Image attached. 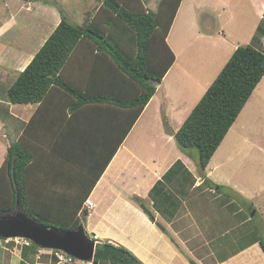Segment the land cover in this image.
<instances>
[{
    "label": "trees",
    "instance_id": "trees-1",
    "mask_svg": "<svg viewBox=\"0 0 264 264\" xmlns=\"http://www.w3.org/2000/svg\"><path fill=\"white\" fill-rule=\"evenodd\" d=\"M181 2L160 0L152 11L144 0H104L83 26L61 18L6 90L10 104L37 108L0 166V215L18 194L43 225L83 228L84 201L176 60L167 37ZM263 77L264 44L238 46L173 135L181 151L197 149L201 172ZM37 251L22 246L24 257ZM93 263L143 264L109 242L96 246Z\"/></svg>",
    "mask_w": 264,
    "mask_h": 264
},
{
    "label": "rangeland",
    "instance_id": "rangeland-1",
    "mask_svg": "<svg viewBox=\"0 0 264 264\" xmlns=\"http://www.w3.org/2000/svg\"><path fill=\"white\" fill-rule=\"evenodd\" d=\"M144 1H147V7L155 11L160 0ZM184 1L187 3L186 0L182 1L167 42L176 56V62L162 80L158 94L155 93L159 98L166 92L168 101L165 104L171 102L173 105L172 114L176 120L171 127L189 115L231 56H228L226 41L230 40V45L237 47L251 45L260 48L264 44V0H196L194 7L188 9ZM27 2L0 0V26L3 25L0 33V166L10 143L19 139L24 129L23 123L33 116L35 110L34 104L16 105L6 100L7 88L20 73V60L23 57L20 53H28L26 60L35 54L60 22H57L60 16L80 24L85 16L88 19L86 23L92 22L96 13L91 9L81 11L89 0ZM214 3L218 6L212 7ZM79 14L84 16L79 17ZM17 54L20 60L13 58ZM189 150L198 153L196 148ZM217 153L219 157L215 156L212 161L218 163L219 170L212 174L211 179L217 182L214 188L218 189L221 201H216L211 207L219 208L226 200L235 203L231 208L245 206L232 188V184H235L238 188H246L248 194H252L250 202L261 210L248 224L251 227L250 236L240 239L234 231L208 248H197L198 255L207 259L205 263L221 260L224 264H238L236 261L239 260V264H264L260 262L262 260H251L249 253L237 255L239 249L245 248L254 239L264 240V77L216 150ZM207 212L212 214V209L209 208ZM229 238L235 244L229 242ZM11 242L6 239V246ZM13 246L19 245L14 243ZM258 248L250 253L254 254ZM51 254V249L38 248L37 258L46 260Z\"/></svg>",
    "mask_w": 264,
    "mask_h": 264
},
{
    "label": "crops",
    "instance_id": "crops-1",
    "mask_svg": "<svg viewBox=\"0 0 264 264\" xmlns=\"http://www.w3.org/2000/svg\"><path fill=\"white\" fill-rule=\"evenodd\" d=\"M25 1L29 3L32 0ZM103 1L89 0L86 6L88 8L84 7L81 11L91 9L95 12ZM186 1L184 4L188 9L194 7L196 0ZM213 6L218 5L214 3ZM262 9L264 10V5ZM62 17L60 16V20ZM66 20L77 26H83L86 20L88 22L86 16L80 24L76 20ZM100 27H103L102 24ZM224 44L229 47L230 56L237 45H230V40ZM79 52L82 53L81 49ZM87 52L88 50L84 56L90 54ZM20 54L23 55L22 60L18 58V54L13 57L22 62L18 72L34 56L33 54L26 60L28 53ZM173 67L174 64L171 68ZM71 70L86 75L84 69L76 68L73 63ZM159 86L157 94L161 88ZM167 96L166 92L162 97L159 95V98L156 94L152 96L96 181L87 198L93 202L94 207L87 212L84 231L96 243L109 242L128 249L143 264H224L221 260L205 263L207 259L198 255L197 248H208L234 231L240 239L250 236L251 227L248 224L261 209L250 202L253 199L252 194H248L246 188H238L235 184H232V188L237 191L245 206L231 208L235 203L233 200H226L219 208L211 207L216 201H221L218 189L214 188L217 182L211 179L212 174L219 170L218 163L212 160L219 155L215 152L205 170L201 172L198 169V153L178 149L173 134L186 118L171 127L176 116L172 114V103L165 104L168 101ZM54 107L57 111L59 108L65 111L61 103ZM36 108L37 105L34 109ZM31 118L23 123V128ZM47 189H50L49 184ZM209 208L212 209V214L207 212ZM259 239H254L245 248L239 249L237 255L249 253L251 260H262L260 262L263 263L264 252L259 245ZM228 241L235 244L230 238ZM2 246L0 264H62L57 263L52 256L46 260L38 259L37 253H27L24 257L22 246ZM256 248L255 255L250 253ZM236 263L239 264V260Z\"/></svg>",
    "mask_w": 264,
    "mask_h": 264
},
{
    "label": "water",
    "instance_id": "water-1",
    "mask_svg": "<svg viewBox=\"0 0 264 264\" xmlns=\"http://www.w3.org/2000/svg\"><path fill=\"white\" fill-rule=\"evenodd\" d=\"M0 238H24L39 248L61 250L83 262L93 260L98 244L82 227L66 231L38 222L23 211L18 194L15 209L0 215Z\"/></svg>",
    "mask_w": 264,
    "mask_h": 264
},
{
    "label": "built area",
    "instance_id": "built-area-1",
    "mask_svg": "<svg viewBox=\"0 0 264 264\" xmlns=\"http://www.w3.org/2000/svg\"><path fill=\"white\" fill-rule=\"evenodd\" d=\"M84 207L86 209L90 210L92 208L91 201L87 200L84 204ZM10 241H13L16 245H21V246H24V245L28 246L31 244V242L29 240L23 239V238H10ZM5 242H6V239L0 240V246H2V244H4ZM51 251H52V254L55 256V258L59 262H62L65 264H91V263H84V262H81L79 260H76L75 258L68 256L59 250H51Z\"/></svg>",
    "mask_w": 264,
    "mask_h": 264
},
{
    "label": "clouds",
    "instance_id": "clouds-1",
    "mask_svg": "<svg viewBox=\"0 0 264 264\" xmlns=\"http://www.w3.org/2000/svg\"><path fill=\"white\" fill-rule=\"evenodd\" d=\"M180 127H181V126H180ZM177 131H178V130H177ZM177 131H176V132H177ZM176 132H175V133H176ZM175 133H174V134H175ZM174 134H173V135H174ZM173 139H174V138H173ZM174 141H175V140H174ZM87 200H90V199H86V200L84 201V203H83V205H82V210H86V211L88 212V209H86V208L84 207V204H85V202H86ZM92 208H93V207H92ZM92 208H91V209H92ZM83 229H84V228H83ZM2 239H3V238H2ZM23 239H24V238H23ZM92 239H93V238H92ZM93 240H94V239H93ZM30 242H31V241H30ZM31 243H32V242H31ZM95 244H96V242H95ZM98 244H99V243H98ZM98 244H97V245H98ZM97 245H96V246H97ZM19 246H21V245H19ZM38 248H39V247H38ZM95 248H96V247H95ZM51 250H53V249H51ZM59 251H61V250H59ZM62 252H63V251H62ZM63 253H65V252H63ZM65 254H66V253H65ZM66 255H68V254H66ZM51 256H52L53 258H55V256H54L53 254H51ZM68 256H70V255H68ZM71 257H72V256H71ZM73 258H74V257H73ZM55 259H56V258H55ZM75 259H76V258H75ZM76 260H78V259H76ZM56 261H57V263H62V262H59L57 259H56ZM79 261H80V260H79ZM81 262H83V261H81ZM84 263H91V264H94V263H93V260H92L91 262H84ZM62 264H65V263H62Z\"/></svg>",
    "mask_w": 264,
    "mask_h": 264
}]
</instances>
